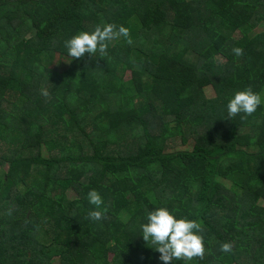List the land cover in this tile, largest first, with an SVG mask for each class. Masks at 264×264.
<instances>
[{
    "label": "trees",
    "instance_id": "trees-1",
    "mask_svg": "<svg viewBox=\"0 0 264 264\" xmlns=\"http://www.w3.org/2000/svg\"><path fill=\"white\" fill-rule=\"evenodd\" d=\"M109 23L132 45L71 60ZM248 87L261 105L228 119ZM263 93L264 0H0V264H163L141 235L160 207L202 226L187 264H264Z\"/></svg>",
    "mask_w": 264,
    "mask_h": 264
},
{
    "label": "clouds",
    "instance_id": "clouds-1",
    "mask_svg": "<svg viewBox=\"0 0 264 264\" xmlns=\"http://www.w3.org/2000/svg\"><path fill=\"white\" fill-rule=\"evenodd\" d=\"M120 37H123L128 45H132L133 40L128 28L121 25L117 29V25L109 23L96 26L92 32L81 31L73 35L64 42V47L71 60L82 59L85 54H90L92 58L97 56L105 58L108 55L107 42ZM232 52L238 57L244 55L240 47H234ZM41 94L49 96L46 89H42ZM261 103V95L254 92L251 87L237 91L227 104L228 119L243 114L241 119L244 120L255 113ZM86 199L96 209L90 210L86 219L92 221L104 219L107 210H100L104 203L100 194L93 189L88 192ZM146 221L141 225L142 238L147 244L155 246L154 249L160 253L159 259L163 264H172L173 261H184L187 264L189 261L204 259L206 253L204 238L198 234L203 229L197 221L177 218L165 207L148 212ZM232 248L231 243L220 245V251L223 253L231 252Z\"/></svg>",
    "mask_w": 264,
    "mask_h": 264
},
{
    "label": "rangeland",
    "instance_id": "rangeland-1",
    "mask_svg": "<svg viewBox=\"0 0 264 264\" xmlns=\"http://www.w3.org/2000/svg\"><path fill=\"white\" fill-rule=\"evenodd\" d=\"M25 38H26V36H25ZM62 63H65V61L62 62ZM129 78H130V74H129V72H127V73L124 74V76L122 78V81H128ZM203 90H204V93L208 97H211V96L214 95V91L212 90L211 86H209V85L206 86L205 88H203ZM263 96H264V93H263ZM65 194H66L67 197H71V196L74 195L73 191L71 189H69V188L65 190ZM259 203L262 204V205H264V202L263 201H260ZM110 258H111V255H110V253H108L107 254V260H109Z\"/></svg>",
    "mask_w": 264,
    "mask_h": 264
}]
</instances>
